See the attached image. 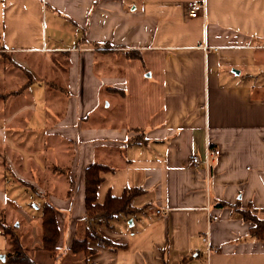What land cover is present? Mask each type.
<instances>
[{
  "label": "crops",
  "instance_id": "0c3cea01",
  "mask_svg": "<svg viewBox=\"0 0 264 264\" xmlns=\"http://www.w3.org/2000/svg\"><path fill=\"white\" fill-rule=\"evenodd\" d=\"M201 1L0 0V213L6 221L12 206L27 215L29 194L13 204L8 185L15 198L28 187L54 208L59 229L54 260L41 250L39 224L21 227L28 254L32 243L44 264H264V238L251 237L254 224L240 214L264 221V0H204L205 17L190 18L188 4ZM48 25L67 32L55 35L58 46H48ZM54 54L68 68L51 88ZM98 54L120 63L123 76H96ZM42 83L53 97L39 124L35 104L26 103ZM108 86L129 126H86L100 115ZM136 100L138 109L126 111ZM15 133H41L44 151L12 144ZM207 145L219 155L208 169L193 167L190 156L203 163ZM92 164L107 169L98 204L126 189L140 193L135 214L95 226L113 246L88 242L93 254L85 257L71 247L84 235V173ZM206 207L216 221L208 223Z\"/></svg>",
  "mask_w": 264,
  "mask_h": 264
},
{
  "label": "trees",
  "instance_id": "16d2710c",
  "mask_svg": "<svg viewBox=\"0 0 264 264\" xmlns=\"http://www.w3.org/2000/svg\"><path fill=\"white\" fill-rule=\"evenodd\" d=\"M139 138H133L129 144H138ZM106 167L99 164H92L86 168L84 173V235L76 238L71 247L74 254L82 253L85 257L93 254L88 249V242H93L99 247H109L113 245L104 239L95 226L107 225L118 216H130L136 213L132 207V201L138 196L140 191L136 189H126L120 198L107 195L103 204L96 202V195L100 184L103 182L101 174L106 172ZM242 218L254 224L250 231V236L256 240L264 238V221L258 220L249 212H241ZM0 233L6 239V259L5 264H36L29 256L24 246L19 225H7L3 213H0ZM39 238L41 250L50 254L52 259L57 260L60 256L56 254L59 241V229L56 221L55 210L49 204H44L41 209Z\"/></svg>",
  "mask_w": 264,
  "mask_h": 264
},
{
  "label": "rangeland",
  "instance_id": "374dc122",
  "mask_svg": "<svg viewBox=\"0 0 264 264\" xmlns=\"http://www.w3.org/2000/svg\"><path fill=\"white\" fill-rule=\"evenodd\" d=\"M59 33L58 38H61L63 37L64 39H66V34L67 32L64 33V35L62 36L61 35V32L59 30V32L56 30L55 26H51V25H48V28H47V36L49 38V44L48 46H58L57 44H60V42L58 41V38L56 39L55 38V35ZM53 39V40H52ZM61 40V39H60ZM62 43V42H61ZM61 46V45H59ZM61 54H54V55H50V59H49V68H48V73H49V77L48 78V81H51V82H54L53 85H51V88H55L57 83L59 84L60 82V79H59V82H58V77L59 75H61L62 73H66L67 71V68H68V62L65 61V64L62 65V60H61ZM103 54H98L97 58H96V62H95V74L96 76H99V77H102L104 76L105 74H107L106 76H110V77H114V76H117V77H120V76H123L122 73L124 72V68L121 67L120 63H118L116 65L117 62L114 63V61L110 62L109 60L106 61L102 58ZM117 56V55H116ZM59 57V61H58V64L60 66L59 69H56L55 67V60L56 58ZM61 60V61H60ZM52 61L54 62V66L52 65ZM51 65H52V68H51ZM115 65V66H114ZM120 65V66H119ZM111 73V74H109ZM51 76V77H50ZM53 86V87H52ZM34 87H36L35 89L39 88V91H41L40 94L36 95L33 97V102L31 101H27V105H34L36 106V116L33 117V119L35 121H32L33 123L35 122H38L40 124V121H41V117L39 116V114H42L44 113L45 111V108L47 109L46 111L49 112L50 110V105H51V102L50 100L52 99L51 97H53V92H48L46 95H45V86L43 85V83L41 85H35ZM41 88V89H40ZM62 88V87H61ZM60 87H58V91L62 92V89ZM110 89H114L112 87H105L103 89H101L100 91V96L102 99V102L100 103L101 104V112H100V115H91L88 120L86 121V126H92L93 124H102V126H115V127H120V126H123V127H126V126H129L128 124V119H125L123 117L124 115V107H123V102L120 103V98L119 96H117L116 92L117 91H108ZM49 90V89H48ZM51 91V90H49ZM50 93V94H49ZM119 95V94H118ZM67 96V94H66ZM46 97H48V99H46ZM66 102V100H65ZM32 103V104H31ZM137 100L134 104L131 105V107H127L126 108V111L128 110L129 112H134L136 109H138V104H137ZM59 104H63L62 102H59ZM109 104L110 106L107 107L106 105ZM104 107V108H103ZM61 112V111H60ZM10 112H6L5 116L7 117L8 114H10ZM97 113V112H96ZM27 119H24V120H29L30 119V113H28L27 115ZM25 117V116H24ZM19 120V119H17ZM23 120V118H22ZM11 130H13V132H17L19 131L18 129H13V128H9ZM34 130L37 129V127L33 128ZM23 134L21 133H15V135L13 134L11 136V138H13L14 140H12V144L16 145V146H20L22 147V149L24 151H27V152H33V154H41L44 149H43V135L40 133L38 136L35 135V134H32V135H26L27 138H25L24 136H22ZM21 141V142H19ZM114 152V151H113ZM3 172V170H2ZM7 173L5 175L6 179L7 180H13L12 183L14 182L15 178L11 175V173H8L7 171L3 172L2 176ZM27 175L25 174L24 177H26ZM10 178V179H9ZM1 179V177H0ZM35 179V177H34ZM16 184H19L21 187V189L25 188L26 185L22 184V183H16ZM39 185V183H38ZM19 186V187H20ZM40 186V185H39ZM18 187V188H19ZM32 191H30V189L27 187V190L24 189L23 191V195L21 194L19 197L15 198L12 194H13V189H12V185H8V198L10 199V202L11 203H17L18 205L22 203V201L25 199V195H28L30 197H27L28 200L31 201L32 204H34L33 207H35V205L37 206V210L34 209L31 204H28L26 205L25 209L27 211V215H20V212H17V211H14L13 207L11 206L10 208L11 209H8V213H7V217H6V224L7 225H19V229L21 227H27V226H30L32 228H35L38 226V224L40 225V216H41V209H42V205H41V200L37 201V196H33L32 194ZM13 197H12V196ZM32 195V196H31ZM31 197H33L31 199ZM28 224V225H26ZM26 233V230L25 232L22 233V235L24 234L25 235ZM39 238V237H38ZM38 238L35 237L34 241L35 242H38ZM78 238H82L81 235L78 236ZM26 241V239H25ZM39 243V242H38ZM37 243V244H38ZM32 243L29 244V247L28 249L30 250L29 251V254H30V257L31 259L36 262L37 264H44V261H43V255L44 254H38V253H34V251L32 250ZM80 260L81 257H77L76 259L74 260ZM66 264H76V263H72V262H69V263H66Z\"/></svg>",
  "mask_w": 264,
  "mask_h": 264
},
{
  "label": "built area",
  "instance_id": "2783aa9c",
  "mask_svg": "<svg viewBox=\"0 0 264 264\" xmlns=\"http://www.w3.org/2000/svg\"><path fill=\"white\" fill-rule=\"evenodd\" d=\"M205 10H206V6H205L204 0H202L201 2H190L188 4V16L190 18H198V17L204 18L205 17ZM218 155H219L218 150H213V149L209 148V146L207 145V148L205 151V159H204L203 163H201L199 158L195 155L190 156L189 161L193 167H197V166L203 164L204 167L206 169H208L209 165H210L211 158L214 156H218ZM206 212H207V216H208V219H207L208 223L211 221L217 220V218L215 216L210 215V210L208 207H206ZM203 241L207 245H209L208 234H205Z\"/></svg>",
  "mask_w": 264,
  "mask_h": 264
},
{
  "label": "water",
  "instance_id": "95a60500",
  "mask_svg": "<svg viewBox=\"0 0 264 264\" xmlns=\"http://www.w3.org/2000/svg\"><path fill=\"white\" fill-rule=\"evenodd\" d=\"M0 260L4 261L5 260L4 256H0Z\"/></svg>",
  "mask_w": 264,
  "mask_h": 264
}]
</instances>
